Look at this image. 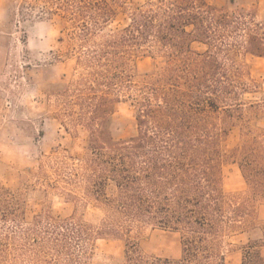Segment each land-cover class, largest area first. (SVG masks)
<instances>
[{
  "label": "trees",
  "instance_id": "trees-1",
  "mask_svg": "<svg viewBox=\"0 0 264 264\" xmlns=\"http://www.w3.org/2000/svg\"><path fill=\"white\" fill-rule=\"evenodd\" d=\"M34 1L39 20L78 42L60 59L74 50L79 71L53 118L73 136L83 126L87 141L76 164L0 180V264H224L234 253L264 264V89L246 62L264 58L259 0H145L127 12L125 0ZM121 12L126 24L113 25ZM140 55L149 70L138 71ZM121 102L137 133L114 140ZM227 159L243 187L223 188ZM49 195L69 213L54 214ZM144 225L177 233L180 254L141 251L130 239ZM98 239H122L123 257L93 260Z\"/></svg>",
  "mask_w": 264,
  "mask_h": 264
},
{
  "label": "rangeland",
  "instance_id": "rangeland-1",
  "mask_svg": "<svg viewBox=\"0 0 264 264\" xmlns=\"http://www.w3.org/2000/svg\"><path fill=\"white\" fill-rule=\"evenodd\" d=\"M125 12L145 0H125ZM221 6L228 0H207ZM34 6V7H33ZM43 3L34 0H0V180L17 178L25 172L37 171L40 165L48 169L61 162L77 163L84 155L87 131L77 126L75 135L67 133L53 118L61 111L65 98L63 90L78 77L79 68L73 51L70 59L60 61L68 52L67 43L75 47L76 39L66 36L62 24L39 20L36 14ZM258 17H264V0H259ZM128 18L119 13L113 25H124ZM61 30L63 31L61 33ZM62 37V42L60 41ZM68 39V40H66ZM75 49V48H74ZM249 70L264 89V58L246 56ZM153 65L150 57L140 55L136 60L139 72ZM251 98L250 95H247ZM133 106L121 102L113 115L114 140L127 139L137 133ZM264 126V120L261 122ZM239 135H230L224 152H227ZM36 177H32L34 180ZM222 184L226 191L244 186L236 162L227 159L222 166ZM54 214L65 216L69 207L60 195H49ZM32 211L41 206L30 204ZM264 216V208L261 209ZM139 249L146 254L176 257L180 254L178 234L152 226L138 227L133 237ZM242 242L244 236L235 238ZM122 239H98L94 243L92 259L115 261L123 257ZM224 264H240V254L226 256Z\"/></svg>",
  "mask_w": 264,
  "mask_h": 264
}]
</instances>
